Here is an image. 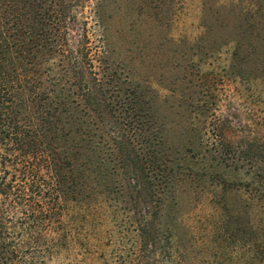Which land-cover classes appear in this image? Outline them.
I'll return each instance as SVG.
<instances>
[{
	"label": "rangeland",
	"instance_id": "1",
	"mask_svg": "<svg viewBox=\"0 0 264 264\" xmlns=\"http://www.w3.org/2000/svg\"><path fill=\"white\" fill-rule=\"evenodd\" d=\"M73 10L70 50L117 111L123 100L144 106L165 187L144 239L128 195L69 204L55 226L65 249L45 263L264 264L252 258L245 201L229 182L249 165L233 151L264 153V0H83ZM76 88L62 92L74 100L68 124L88 129L98 114Z\"/></svg>",
	"mask_w": 264,
	"mask_h": 264
},
{
	"label": "trees",
	"instance_id": "2",
	"mask_svg": "<svg viewBox=\"0 0 264 264\" xmlns=\"http://www.w3.org/2000/svg\"><path fill=\"white\" fill-rule=\"evenodd\" d=\"M82 1L0 0V264H46L63 250L68 236L55 226L71 203L128 195L141 239L148 234L144 217L161 209L165 184L156 181L157 137L144 106L123 100L117 111L70 50L68 29ZM75 85L76 97L98 114L88 129L68 124L74 100L62 92ZM232 154L249 162L236 169L238 182H229L245 201L252 258L264 262V153ZM148 245L150 239L143 249Z\"/></svg>",
	"mask_w": 264,
	"mask_h": 264
}]
</instances>
